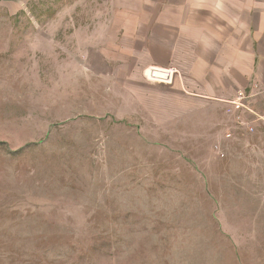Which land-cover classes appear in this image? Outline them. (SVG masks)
Returning <instances> with one entry per match:
<instances>
[{"label": "rangeland", "instance_id": "rangeland-1", "mask_svg": "<svg viewBox=\"0 0 264 264\" xmlns=\"http://www.w3.org/2000/svg\"><path fill=\"white\" fill-rule=\"evenodd\" d=\"M0 2V264H264V129L30 51L111 0Z\"/></svg>", "mask_w": 264, "mask_h": 264}, {"label": "crops", "instance_id": "crops-1", "mask_svg": "<svg viewBox=\"0 0 264 264\" xmlns=\"http://www.w3.org/2000/svg\"><path fill=\"white\" fill-rule=\"evenodd\" d=\"M9 1L15 10L32 0ZM110 9L87 38L79 29L57 44L38 39L30 51L57 55L74 78L84 62L90 76L173 86L193 102L223 108L233 124L225 136L264 129V121L232 105L264 117V0H111Z\"/></svg>", "mask_w": 264, "mask_h": 264}, {"label": "built area", "instance_id": "built-area-1", "mask_svg": "<svg viewBox=\"0 0 264 264\" xmlns=\"http://www.w3.org/2000/svg\"><path fill=\"white\" fill-rule=\"evenodd\" d=\"M232 105H233V106L235 105V106H238V107H240V108H243L246 112L252 114L254 117H257V118L261 119L262 121H264V117H262V118L259 117L258 114H257L255 111H253L251 108H248V107L242 105V103H232ZM229 112H231V111H229ZM237 121H238L239 123L242 122V120L240 119V117L237 118ZM253 130H254V129H253L252 127H249V131H250V132H253ZM227 137H231V133H227Z\"/></svg>", "mask_w": 264, "mask_h": 264}]
</instances>
